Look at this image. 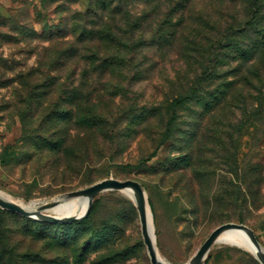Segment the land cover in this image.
<instances>
[{
  "label": "rangeland",
  "instance_id": "374dc122",
  "mask_svg": "<svg viewBox=\"0 0 264 264\" xmlns=\"http://www.w3.org/2000/svg\"><path fill=\"white\" fill-rule=\"evenodd\" d=\"M99 3L0 0V191L28 204L132 178L170 264L225 222L264 247V0ZM95 199L71 224L0 207V264H152L134 199ZM205 263L262 264L225 243Z\"/></svg>",
  "mask_w": 264,
  "mask_h": 264
},
{
  "label": "water",
  "instance_id": "95a60500",
  "mask_svg": "<svg viewBox=\"0 0 264 264\" xmlns=\"http://www.w3.org/2000/svg\"><path fill=\"white\" fill-rule=\"evenodd\" d=\"M109 189L131 190L132 198L134 199L139 212L142 235L150 256L151 263L170 264L160 256L154 237V231L150 226V219L153 214L150 216L151 207L148 199V194L144 185L138 180L132 178L118 179L115 177H107L88 186L67 191L59 199L42 202L34 201V203H37L35 209H30L32 207L31 204L25 207L20 203H17L0 194V207L6 210L20 213L25 216L35 217L47 222L70 223L73 221L84 220L90 213L95 197H97L101 192ZM72 198H77L79 200L85 199V209L79 213H69L64 215H56L48 212L49 209L58 205L62 200H69ZM229 229H238L243 231L254 247V254L259 259V261L264 264V247L258 239L255 230L244 223H237L232 221L225 222L217 226L185 264H205L210 250L219 241V237L221 236V234ZM231 245L236 246L237 244ZM237 247L239 246L237 245Z\"/></svg>",
  "mask_w": 264,
  "mask_h": 264
},
{
  "label": "bare ground",
  "instance_id": "6f19581e",
  "mask_svg": "<svg viewBox=\"0 0 264 264\" xmlns=\"http://www.w3.org/2000/svg\"><path fill=\"white\" fill-rule=\"evenodd\" d=\"M122 192L132 198V192L129 189L122 190ZM0 194L6 198H9L17 203H20L23 206H28L29 204L32 205V207H35L37 203H34V201H31L30 203H25L24 201H20L17 199H14L13 197L6 195L4 192L0 191ZM86 207V200L85 199H77L72 198L69 200H62L58 205L54 206L53 208L49 209V213H53L56 215H64L69 213H79L83 211ZM152 215V210L150 209V216ZM150 226L152 227V230L154 231V224H153V215L150 219ZM217 243H222L226 245L231 244H237L239 248L254 253V247L252 246L250 240L247 238L246 234L238 229H229L224 231L221 236L219 237V241ZM236 245V247H237ZM161 256V255H160ZM162 259H164L161 256ZM165 260V259H164Z\"/></svg>",
  "mask_w": 264,
  "mask_h": 264
},
{
  "label": "trees",
  "instance_id": "16d2710c",
  "mask_svg": "<svg viewBox=\"0 0 264 264\" xmlns=\"http://www.w3.org/2000/svg\"><path fill=\"white\" fill-rule=\"evenodd\" d=\"M99 1L101 2V0H98V4H99V6H100V9L102 10V8H101V4L99 3ZM96 6H97V3H96ZM88 9H89V8H88ZM94 12H95V11H94ZM88 15H90V14H88ZM97 25H98V24H97ZM184 101H187V97H184V98L178 100L179 103H182V102H184ZM53 149H59V150H60L59 145H58L56 148H53V147H52L51 150H53ZM95 198H96V197H95ZM99 206H100V201H99V199H94V202H93V205H92V207H91V210H90L89 215H88L84 220H82V221H85V220L88 219L90 216H92L94 213H96L97 210L99 209ZM12 212H13V211H12ZM42 221H43V220H42ZM43 222L50 223V224H71V223L81 222V221H73V222H70V223H52V222H47V221H43ZM0 256H1V255H0ZM25 256H26V255H25ZM9 258H10V261L13 262V264H24V263H22L21 261H19V260H17V259H13L12 256H10ZM205 264H206V263H205Z\"/></svg>",
  "mask_w": 264,
  "mask_h": 264
},
{
  "label": "built area",
  "instance_id": "2783aa9c",
  "mask_svg": "<svg viewBox=\"0 0 264 264\" xmlns=\"http://www.w3.org/2000/svg\"><path fill=\"white\" fill-rule=\"evenodd\" d=\"M263 147H264V140H263Z\"/></svg>",
  "mask_w": 264,
  "mask_h": 264
}]
</instances>
